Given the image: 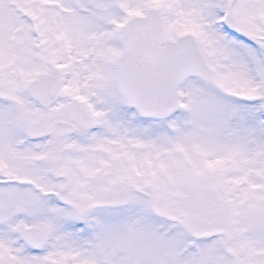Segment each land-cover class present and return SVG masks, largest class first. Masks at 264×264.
<instances>
[{
	"label": "snow or ice",
	"instance_id": "1",
	"mask_svg": "<svg viewBox=\"0 0 264 264\" xmlns=\"http://www.w3.org/2000/svg\"><path fill=\"white\" fill-rule=\"evenodd\" d=\"M0 264H264V0H0Z\"/></svg>",
	"mask_w": 264,
	"mask_h": 264
}]
</instances>
